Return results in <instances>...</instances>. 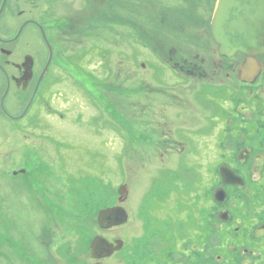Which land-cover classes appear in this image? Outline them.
Listing matches in <instances>:
<instances>
[{
    "label": "flooded vegetation",
    "instance_id": "af4514ba",
    "mask_svg": "<svg viewBox=\"0 0 264 264\" xmlns=\"http://www.w3.org/2000/svg\"><path fill=\"white\" fill-rule=\"evenodd\" d=\"M166 2L0 0V131L19 135L11 145L4 143L2 154L16 152L22 159L20 166L5 168V182L17 189V199L31 198L46 218L36 230V244L47 251L49 264H264V47L222 49L214 36L218 0ZM123 24L128 37L134 32L135 43L151 53L142 65L137 58L125 68L110 51L115 42L105 43V29ZM30 25L33 30L26 29ZM141 72L144 125L158 136L152 156L174 177L170 187L162 180L144 198L150 195L162 206L127 207V182L111 190L115 198L106 206H81L85 193L73 185L64 191V183L55 191L61 201L55 200L38 178L39 173L55 178L54 149L36 136L55 133L53 119L67 116L54 104L65 94L59 86L65 81L98 107L103 89L113 102L125 89L131 98L135 88L126 81ZM176 104L188 110L179 112ZM76 118L81 123L83 113ZM173 152L178 156L170 160ZM8 177L21 180L26 190ZM117 205L126 208L128 221L103 227L100 211ZM2 209L9 213L12 203ZM3 227L2 264H40L29 252L36 244L13 239L8 225ZM55 227L59 235H73L60 248L62 259L51 251ZM98 236L111 244L109 255L93 254ZM2 243L25 259L8 254Z\"/></svg>",
    "mask_w": 264,
    "mask_h": 264
},
{
    "label": "rangeland",
    "instance_id": "374dc122",
    "mask_svg": "<svg viewBox=\"0 0 264 264\" xmlns=\"http://www.w3.org/2000/svg\"><path fill=\"white\" fill-rule=\"evenodd\" d=\"M28 1L23 0V3L26 4ZM160 1L167 3L166 0ZM97 24L106 26L107 23L97 22ZM26 29L33 30L34 27L30 25ZM115 30L123 34L117 36L115 35ZM128 31V27L123 24L116 25L112 30L105 29L104 34L105 43L106 40L115 42L111 46H116V48L110 49V51L123 60L125 68L128 66L132 67L137 58L142 62L141 64L140 62L137 63V66H139V64L142 65L147 62L145 59H151L152 57L150 51L135 43L136 34L134 32L128 37ZM39 48L43 51L41 42L39 43ZM108 53L105 52L104 56H108ZM113 63H119L115 56ZM140 70L143 69L141 68ZM166 73L167 76L171 75L169 72ZM174 77L176 78L175 75ZM140 78H144L142 72L136 76L135 80L126 81L127 87L135 88L136 93L131 98L128 97V94L126 95L128 89H125V95L118 94L117 101L113 102L106 95H111V93H108V91L104 92L103 89L102 93L104 96L98 107H95L94 103L86 95L76 92L73 88L69 90L68 86L70 85L65 83V81L59 86L61 90H65V94L67 89L68 92L54 104L60 112H64L67 116L64 119L61 117L53 119L56 120L54 125L55 133L43 131L44 133L36 136L37 141L45 148L51 146L54 149L52 167L55 178H48L40 173L38 178L40 179L41 177L43 179V183L40 185L44 187L46 192L54 194L53 198L55 200L61 201L60 198L56 197L55 191L59 190L63 183L66 188L64 191H69L68 185H73L74 188L72 190L77 187L80 191L90 186L89 188L93 191L91 192L92 195L94 193L97 194L99 191L102 200L100 203L102 204L103 202V205L106 206L113 201L112 195L115 198V194H110L111 190L113 191L114 187L127 182L130 186L127 196L129 199L126 202L127 207L136 208L140 205L141 209L146 206V208L151 207L152 210L157 211L156 206H162L150 195L145 199L144 194L147 193L148 188L159 185L162 180H164L166 188L170 187L168 181L173 180L174 177L168 167L162 168L159 164L160 161H157V158L152 156L156 149L153 140H157L158 136L154 135L144 125L146 113L143 104L146 102L147 96L145 93L138 92L143 85ZM117 83L122 82H118L117 79ZM143 95L145 96V101ZM194 96L187 99L192 101ZM193 103L196 104L194 101ZM174 108L178 109L179 112L188 110L182 104H176ZM79 111L84 115L81 123H77L78 119L76 118ZM110 111L111 113L116 112L119 119L115 118ZM168 111L173 113L171 108ZM1 125L2 122H0ZM18 137L19 135L15 133L0 131V247L3 237V226L8 225V235L13 239L24 240L26 244L34 245L37 241L36 236L39 233L36 230L41 227V224L46 219H44L42 214L38 215L37 208L33 205L31 198L23 194L22 198L17 199V189L5 182V168L20 166L22 159L20 155L17 156L16 152L9 154V156L3 155L2 149L4 143L9 142V146L11 142H16ZM176 153L170 154V160L178 156ZM8 179L18 182L21 191L24 192L26 190L20 183L21 180L10 177ZM125 179L128 180L125 181ZM90 181H92L93 186L90 185ZM171 198H175V192L171 194ZM10 202L12 203V209L8 213L2 209V206ZM133 211L135 212L136 209H133ZM8 217L13 219L12 223L9 222ZM135 223L137 225L140 224L139 221H135ZM60 228H63V225ZM123 231L128 233L129 228L123 227ZM63 236H65L64 239L62 238ZM72 238L73 235L70 231L62 232L59 235L55 227L51 242L53 256L62 259L60 257L62 256L60 248L64 242L72 240ZM2 248L8 254L18 255L25 259L12 246L9 247L2 243ZM29 252H33L38 257L40 264H49L47 251L41 249L37 244L30 248ZM0 264H2L1 260Z\"/></svg>",
    "mask_w": 264,
    "mask_h": 264
},
{
    "label": "water",
    "instance_id": "95a60500",
    "mask_svg": "<svg viewBox=\"0 0 264 264\" xmlns=\"http://www.w3.org/2000/svg\"><path fill=\"white\" fill-rule=\"evenodd\" d=\"M214 36L225 50H251L264 47V0H218ZM126 184L119 187L123 196ZM122 199V197H121ZM128 212L122 205L107 207L99 213L103 227L124 224ZM95 256L111 253V244L103 237L92 243Z\"/></svg>",
    "mask_w": 264,
    "mask_h": 264
},
{
    "label": "trees",
    "instance_id": "16d2710c",
    "mask_svg": "<svg viewBox=\"0 0 264 264\" xmlns=\"http://www.w3.org/2000/svg\"><path fill=\"white\" fill-rule=\"evenodd\" d=\"M90 185L91 186H93V183H92V181H90ZM90 187V186H89ZM89 187H85V188H83L82 190H81V192H84L85 193V195H84V197H83V199H79V201H80V205L81 206H87V207H89V208H96V207H98V206H100L101 205V196H99V195H97L96 193H94V195H92V193L91 192H93L92 191V189L91 188H89ZM89 188V189H88ZM91 189V190H90ZM78 190H79V188H78ZM89 194H90V196H89ZM89 196V197H88ZM103 203V202H102ZM89 213V212H88Z\"/></svg>",
    "mask_w": 264,
    "mask_h": 264
}]
</instances>
